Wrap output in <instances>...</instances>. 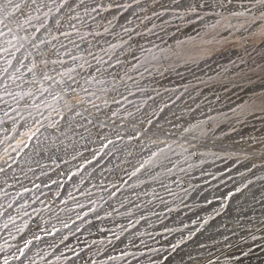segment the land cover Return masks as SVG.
I'll list each match as a JSON object with an SVG mask.
<instances>
[{
    "label": "rangeland",
    "instance_id": "1",
    "mask_svg": "<svg viewBox=\"0 0 264 264\" xmlns=\"http://www.w3.org/2000/svg\"><path fill=\"white\" fill-rule=\"evenodd\" d=\"M210 1L213 5H223L234 0ZM242 1L251 4L242 11L241 8L220 12L217 7L212 21L203 30L181 36L172 45L162 47L161 52L155 53L163 57L157 65L165 63V57L172 62L199 61L226 52L230 59L214 74V81H264V3ZM15 5L20 6L19 10ZM79 5L75 0H11L10 3L0 0V188L4 177L7 198L14 191L13 178L19 169L28 175L31 172L42 175L49 171L57 173L56 170L64 167L74 177L85 169L79 166L83 151L91 149L92 152L97 144H103V150L92 152L95 156L97 153L93 160L111 175L122 176L119 201L133 214L132 234L140 237L131 251L140 259L145 257L144 262L264 263V249L250 254L255 251L250 249L255 246L256 237H264V191L257 186L264 180V143L240 145L226 138V142L208 144L210 135L224 138V130H213V126L226 121L221 113H214L208 123L193 119L186 124L178 122L169 126L170 119L164 112L158 111L155 115V111L138 110L142 101L131 107L133 98L121 86L132 76V68L103 71L105 53L96 45L97 41L89 40L81 48L76 47L77 43L70 45L62 41L63 21ZM122 12L124 8L116 15L107 16L104 25L111 24ZM229 65L233 68L228 69ZM259 108L264 109V87L248 96L237 114ZM42 136L51 138L39 140ZM31 138L37 146L27 151L26 144ZM104 150L119 160L123 151L133 152L134 161L137 159L135 167L131 168L133 162L120 165L118 159L112 162L102 158ZM203 158L205 162L214 159L221 163L215 176H223L220 181L215 179L213 191L193 185L197 184L196 168L204 164ZM130 168L133 175L141 173L138 185L134 183L137 179H128L122 173ZM253 169H257L256 173L248 174ZM227 179L229 183L222 184ZM182 186L187 194L181 191ZM164 188L171 190L165 192L170 195L162 198ZM2 199L0 196L1 203ZM182 203L187 208L182 209ZM150 232L154 234L146 237Z\"/></svg>",
    "mask_w": 264,
    "mask_h": 264
},
{
    "label": "bare ground",
    "instance_id": "2",
    "mask_svg": "<svg viewBox=\"0 0 264 264\" xmlns=\"http://www.w3.org/2000/svg\"><path fill=\"white\" fill-rule=\"evenodd\" d=\"M75 1H78L80 5L76 7L75 10H71L72 12L70 11L69 13H71L72 15L67 16L66 20L63 21L62 28H64L65 32H63L60 35V36L63 35L62 38L64 39H62V41L64 42L66 41V43H69L70 45L73 43H77L76 45L77 48L79 47L81 48V47L88 45L89 40L97 41L96 45L99 46L102 49V52L105 53L104 55L105 59L102 61V66H101V68L104 69L103 71H107L111 69L114 72H116L118 70L124 69L125 67L130 68V69L132 68V73H131L132 76L127 78L128 81L127 82L125 81L126 83H124L121 86V88H123L125 91H128L129 96L133 98L131 102H134V103L133 105H131V107H135L138 104L137 102L142 101L139 104V106H142V107L138 106L139 107L138 110L145 111V112L155 111V115H156V112L158 111L164 112L162 114H167L169 117L168 119H170V121L167 122L169 126L174 123H178V122H181V123L183 122L184 124H186L188 123V121L193 120V119L194 120L197 119L199 122L201 121L207 122V120L214 113H221L222 115H224L226 121L223 120L224 122L221 123L219 126H215V127L213 126L214 128L213 130L214 132H221L224 130L225 131L224 138L219 139L218 136L215 134L214 136L210 135L209 140L207 137L208 144H212L218 141L224 142L226 138L228 139L229 142L240 144V145L241 144H245V145L251 144V145L256 146L258 144L264 143V135L261 136L262 130L264 129V109H260V108L253 109L241 115L237 114L238 107L241 105V103L243 101H246L248 96L252 97L258 89L264 87V81H259V82L250 81L251 83H241L236 80L214 81L213 79L214 74H216L218 69L225 67L224 63L230 59L229 54L226 52L213 55V56H210L208 58H205L199 61L172 62V60H169L167 59V57H165L166 58L165 63H162L160 65H157V61L160 62V60H162L163 57L159 58V55L155 56L156 52L158 51L161 52L162 47L165 48L168 45H172L174 41H176L179 37L184 36V35H190L196 32L197 30H203V28L206 27V25L212 21V18L215 14V9L217 7L220 9L218 10L220 12L221 10H235V9L239 10L241 8H242L241 9L242 11L243 7H247L251 3H248L242 0L225 1V4L223 5H213V3L210 0H75ZM217 2L221 3V1L219 0ZM120 8H124V12H122L121 15L118 16V18H115L114 21L111 22V24L104 25L103 22L107 18V16L112 15V14L116 15V13L120 11ZM251 8H254V7H251ZM60 31H63V30H60ZM63 45L64 44H62V46ZM230 68H233V66L229 65L228 69ZM102 143H105V142H102ZM86 145L87 144H85V146ZM93 146H96L95 143ZM15 151L16 149L14 150V152ZM123 152H124L123 157H121V160H119L118 159L119 157H118L117 158L118 160L116 159L117 162H119L120 165L123 163L124 165L132 164L131 162H133L134 165L131 167L133 169L136 165V160H137L136 159L134 161L133 152L132 154H131V151H128V152L123 151ZM143 155L145 156L146 154H143ZM143 155L142 157H144ZM262 156H263V153H262ZM65 165H68V164L65 163ZM220 165H221L220 161L219 160L214 161V159L208 162H205L204 160V164H202L199 167H197L196 165L197 184H193V185H196L198 189L203 188V190L206 189V190L213 191L214 190L213 182L215 181V179L220 181V179L223 176V175L222 176L218 175L219 178H217L218 176L217 177L215 176L216 174H218L216 172H218L221 169ZM256 166H257L256 168H258L260 167V164L257 163ZM131 168L122 170V173H125L128 179H132L134 177V179L138 180L141 173L133 175L132 174L133 171L131 170ZM256 170L257 169H253L248 174H255ZM8 181L9 180H7V182ZM136 182L134 183L138 185L139 180H138V183ZM228 183H229V179L224 180V183L222 182V184H228ZM257 186L260 188L261 191H264V180H262V182ZM168 187L171 188V186H168ZM170 188L169 189L164 188L163 192L164 193L168 192V190H171ZM181 188H182L181 190L182 192L183 191L186 192L183 186ZM193 188L194 187L192 186V189ZM155 191H152V192L154 193ZM148 193L149 192H147V194ZM168 195L170 194L165 193L162 195V198H165ZM184 196H185V193H184ZM150 197L153 198L152 196ZM159 201L161 203L163 202L161 200ZM182 204H183L182 209L187 208L184 205V203ZM259 223H262V222H259ZM255 242H256L255 246H252L250 249V250L255 249V251L251 252L250 254H256L257 252L259 253L260 251H263L264 249L263 248L264 247V237L259 238V236H257ZM262 264L264 263L262 262Z\"/></svg>",
    "mask_w": 264,
    "mask_h": 264
},
{
    "label": "built area",
    "instance_id": "3",
    "mask_svg": "<svg viewBox=\"0 0 264 264\" xmlns=\"http://www.w3.org/2000/svg\"><path fill=\"white\" fill-rule=\"evenodd\" d=\"M36 144L31 138L26 150ZM99 145L92 152L103 150ZM92 152H83L79 166L85 169L74 177L67 168L42 175L19 169L9 198L1 178L0 264H150L131 251L140 237L132 234L133 215L119 201L122 176L97 165ZM106 152L102 158L116 161Z\"/></svg>",
    "mask_w": 264,
    "mask_h": 264
},
{
    "label": "snow or ice",
    "instance_id": "4",
    "mask_svg": "<svg viewBox=\"0 0 264 264\" xmlns=\"http://www.w3.org/2000/svg\"><path fill=\"white\" fill-rule=\"evenodd\" d=\"M10 2H11V0H9V3H10ZM258 2H260V3H264V0H258ZM14 7H15L16 10H19V7H20V6H19V5H15Z\"/></svg>",
    "mask_w": 264,
    "mask_h": 264
}]
</instances>
